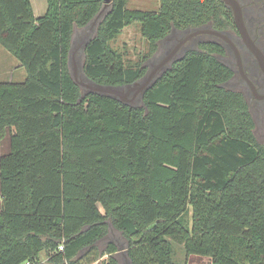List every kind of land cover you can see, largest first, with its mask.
<instances>
[{
    "label": "trees",
    "instance_id": "1",
    "mask_svg": "<svg viewBox=\"0 0 264 264\" xmlns=\"http://www.w3.org/2000/svg\"><path fill=\"white\" fill-rule=\"evenodd\" d=\"M47 1L36 17L31 0H0V44L27 71L24 82H0V140L12 129L0 156V264H93L106 254L100 264H122L117 243L101 245L111 225L131 264H187L174 260L168 237L177 236L187 255L213 264H264V142L244 94L223 85L233 76L216 56L223 46L184 52L140 104L83 95L70 67L75 28L105 0ZM161 2L155 12L112 0L85 47L90 79L131 84L173 30L233 23L220 0ZM135 23L150 51L126 65L111 42Z\"/></svg>",
    "mask_w": 264,
    "mask_h": 264
},
{
    "label": "flooded vegetation",
    "instance_id": "2",
    "mask_svg": "<svg viewBox=\"0 0 264 264\" xmlns=\"http://www.w3.org/2000/svg\"><path fill=\"white\" fill-rule=\"evenodd\" d=\"M220 1L231 10L223 0ZM237 1L241 7L246 37L237 27L231 10L232 25L208 22L198 28L173 30L161 42L168 46L166 55L176 50V56L190 46L206 43L223 46L224 53L219 56L227 60V65L233 71L229 81L238 88L236 91L246 97L256 121V129H260L264 126V0Z\"/></svg>",
    "mask_w": 264,
    "mask_h": 264
},
{
    "label": "rangeland",
    "instance_id": "3",
    "mask_svg": "<svg viewBox=\"0 0 264 264\" xmlns=\"http://www.w3.org/2000/svg\"><path fill=\"white\" fill-rule=\"evenodd\" d=\"M39 11V10H38ZM97 27V26H96ZM95 27V28H96ZM83 27H78L75 30L74 40H75V48L77 49L75 52L74 60L72 61V73L76 77L77 82L82 88L83 93L85 92V87L83 83L85 82L84 77V64H85V53L82 44V39L84 38ZM194 30V29H193ZM198 30V29H197ZM86 31V29H85ZM196 31V30H195ZM194 32V31H192ZM191 33V32H190ZM187 34V33H186ZM94 35V34H93ZM90 36V35H89ZM113 48H115L118 52L123 54V60L126 65H132L135 62L142 60L143 56L148 54L150 51V43L149 41L142 35L141 26L139 23H135L129 25L123 29V31L111 42ZM170 45V44H167ZM199 49V45L190 46L183 52H186L189 49ZM183 52L178 56H182ZM166 51L161 52L157 51L152 58L148 59L145 62L147 66V72L151 73L155 66L161 61V59L165 56ZM163 54V55H162ZM219 54V53H218ZM216 54L217 58L227 65V60L224 58H220V56ZM18 61L5 47L0 44V82H24L27 79V71L24 65ZM228 66V65H227ZM226 88L231 90H237V87H234L231 81H226L223 84ZM131 98V96L129 97ZM141 99H136L135 105L140 104ZM12 130V129H11ZM11 130L0 140V156L4 153H7L10 150V134ZM14 130V129H13ZM258 140L260 142H264V126L263 128L256 129ZM1 196H0V206H1ZM184 223L188 228L192 227V211H190L184 218ZM172 242V246L174 249V260L179 263L187 264H213L212 259L209 256H202L199 254H188L185 246V240L177 236L176 238L168 237ZM115 242L118 244L120 250V255L122 259V264H131V261L127 255L126 251V240L122 236V233L115 230L113 226L110 227V232L108 237L101 243L102 247H105L108 242ZM109 255L103 256L100 260L103 262L107 260ZM42 259L46 261L45 253L42 254ZM100 262V263H101ZM97 262L93 263L96 264ZM26 264V263H22Z\"/></svg>",
    "mask_w": 264,
    "mask_h": 264
},
{
    "label": "water",
    "instance_id": "4",
    "mask_svg": "<svg viewBox=\"0 0 264 264\" xmlns=\"http://www.w3.org/2000/svg\"><path fill=\"white\" fill-rule=\"evenodd\" d=\"M223 1L233 11L235 23L237 27L240 29V31L242 32V34L246 37L247 35L245 31V25L243 22L242 11H241V7L238 1L237 0H223ZM111 2L112 0H105L104 1L105 6L110 5ZM101 11H103V9ZM86 27L88 29L90 28V26H86ZM196 32L199 33L200 31H196ZM196 32H193V34ZM85 47L86 46H84L83 48L84 50H85ZM76 50L77 49L75 48V40L73 39L72 47L70 51L71 72H72V61L74 60ZM175 54H176V50L166 55V57H164L157 64V66L154 68V70L151 73H146L141 79L131 84H126L123 86H112V85H105V84L97 83L94 80L90 79L84 72L85 82L83 83V85L85 87V92L83 93V95H87L89 93H98V94H103V95L117 98L124 103L135 105L136 99H142L146 91L156 83L158 78L163 75V73L172 64V62H174L175 60L179 58V56H176ZM73 77L76 80V77L74 75ZM130 96L131 98H129ZM96 264H100V261H97Z\"/></svg>",
    "mask_w": 264,
    "mask_h": 264
},
{
    "label": "crops",
    "instance_id": "5",
    "mask_svg": "<svg viewBox=\"0 0 264 264\" xmlns=\"http://www.w3.org/2000/svg\"><path fill=\"white\" fill-rule=\"evenodd\" d=\"M31 2H32L34 13H35L36 17H41L47 12V9H48V1L47 0H31ZM161 5H162L161 0H127V4H126L127 8L131 9V10L155 11V12H158L160 10ZM110 6H111V4L105 6V3H104V5L102 7L103 11H101L102 10L101 9L100 10L101 12L99 11V13L95 16V18L90 23H88L87 25H85L82 28L83 32L85 34H84V38L82 39V44H80V45H82L83 48H84V46H86L88 44L90 39L95 36V34L97 32V27L102 23L106 12L110 9ZM86 26H93V28L91 27L88 29ZM78 27H79V25H76L75 30ZM85 29H86V31H85ZM84 53H85V50H84ZM18 61H20V60L18 59ZM20 63H22V62L20 61Z\"/></svg>",
    "mask_w": 264,
    "mask_h": 264
},
{
    "label": "built area",
    "instance_id": "6",
    "mask_svg": "<svg viewBox=\"0 0 264 264\" xmlns=\"http://www.w3.org/2000/svg\"><path fill=\"white\" fill-rule=\"evenodd\" d=\"M59 249H60V250H64V243H63V242L60 244ZM25 263H26V264H31L30 261H26Z\"/></svg>",
    "mask_w": 264,
    "mask_h": 264
}]
</instances>
